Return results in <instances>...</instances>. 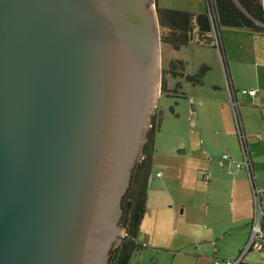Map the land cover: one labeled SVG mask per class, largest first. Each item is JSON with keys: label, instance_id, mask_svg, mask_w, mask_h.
I'll return each instance as SVG.
<instances>
[{"label": "water", "instance_id": "obj_1", "mask_svg": "<svg viewBox=\"0 0 264 264\" xmlns=\"http://www.w3.org/2000/svg\"><path fill=\"white\" fill-rule=\"evenodd\" d=\"M155 0H0V264H110L161 86Z\"/></svg>", "mask_w": 264, "mask_h": 264}, {"label": "rangeland", "instance_id": "obj_2", "mask_svg": "<svg viewBox=\"0 0 264 264\" xmlns=\"http://www.w3.org/2000/svg\"><path fill=\"white\" fill-rule=\"evenodd\" d=\"M158 3L161 7L189 10L194 13L205 12L208 7V0H158ZM164 33L165 31L160 28L161 38ZM215 45L216 47L209 46L195 35L187 47L175 53L161 40L160 95L150 117L133 178L142 165L148 166L150 163L146 186L149 201L145 223L156 221V230L159 231L157 241L168 246L156 251L150 238L142 233L136 241L138 244L146 242L149 247L135 250L130 260L131 264L190 262L185 261L184 255L175 252L185 244L180 241V234L174 236L172 233L175 226L173 211L178 210L180 213L177 221L180 229L193 233L200 239H208L209 232L202 226L209 224L211 227L217 219L231 214L234 210L227 185L222 188L211 182L202 181L201 157L204 155L205 147L215 146L213 145L215 140H219L216 155L217 152H221L228 135L230 141L233 140L231 135L236 139L241 153L228 89L229 79L222 59V46L230 78L237 82V87L241 91L243 88L249 89V82L264 83V36L254 35L245 29L240 31L225 29L220 34L215 33ZM172 60L183 63L177 68L178 71L184 72L183 76L165 74ZM187 76H198V79L190 81ZM165 79L168 94L162 91ZM219 83L221 89L213 90L219 88ZM248 98L251 97L242 95L239 98L240 113L245 117L246 112L247 118L258 120L256 113H249L248 110L244 112L241 108L242 100ZM158 122L160 127L156 132L153 151L150 153L147 149L148 137ZM131 189H135L134 179ZM129 203L128 195L126 223L129 219ZM184 205L187 208L182 214ZM126 223L123 239L126 236ZM167 226L171 228L169 232L164 231ZM227 241L228 238L225 240L222 238L215 243L207 241L199 243L197 240L188 249L194 251L199 247L198 250L211 252L216 245L224 251L228 248ZM154 258H158L159 262L156 263ZM262 258V253L251 252L246 256L245 262L259 264Z\"/></svg>", "mask_w": 264, "mask_h": 264}, {"label": "crops", "instance_id": "obj_3", "mask_svg": "<svg viewBox=\"0 0 264 264\" xmlns=\"http://www.w3.org/2000/svg\"><path fill=\"white\" fill-rule=\"evenodd\" d=\"M221 39L223 40V34H221ZM230 82L232 87L237 92L236 99L239 102V98L243 94L238 89L237 82L233 80V78H230ZM218 86L219 88H213V90H220L221 84L219 83ZM248 86L249 89H256L258 93L255 97L250 96L252 99L248 98L242 100L241 108H243L244 112L248 110L249 113H256L258 120L247 118L246 112L245 117L243 113L241 114V117L243 121L244 132L247 137V151L254 166L256 181L257 184L262 189H264V83L249 82ZM259 136H261V138H259ZM231 137L233 140L230 141V136L228 135L226 144L224 145L221 152H217V155L215 152L218 149L219 140H215L214 143L212 142L215 146L205 147L204 155L201 157L202 164L200 167V173L201 179L204 173L209 174L211 178L210 182L215 184L217 187L223 188L227 185V190L231 197V204L234 206L233 212L231 214L229 213L230 215L227 214L226 216H222V218L220 217L221 219L219 220L217 219V221L214 222L211 227H209V224H204L202 228L209 232L207 237L208 239H200L195 234L188 231L186 232L185 230L179 228L177 221L179 219L180 213L178 210L173 211L172 217L174 218L173 221L175 222V226H173L172 233L174 236L180 234V241L185 244L181 245V247L176 249L175 252L177 254L184 255L186 262L190 260V262L187 264H222L224 260L235 259L237 256L239 257L248 243L251 221L253 218V195L247 172L244 170H235L233 174H228L226 169L222 168L218 164V160L225 153H229L235 161H240L243 158L242 149L240 153L236 139L233 137V135H231ZM149 166L150 163L148 166L142 165L137 174L140 173L143 168H149ZM148 201L149 200L147 196V208ZM262 204L264 207V192L262 193ZM184 206L185 208L181 212L182 214L186 212L187 207L186 205ZM146 217L147 213L140 226L138 236L143 233L145 237H149L150 241L153 243V248L156 251L166 248L164 246L168 245H165L164 242L162 244L161 242L157 241V233H159V231L156 230L157 222L152 221L150 224H146ZM170 230L171 228H168V226L164 229L165 232H169ZM222 238L223 240L228 238L226 244V247L228 248L224 251H222L216 245L214 250L211 252L204 251L203 249L198 250L199 247H197V249L194 251L188 249L189 246L193 245L197 240L199 243L206 241L209 243H215L221 241ZM141 245L144 249L149 247V245H146V242L141 243ZM154 260L156 263L159 262L158 258H154ZM129 264L131 263L129 262Z\"/></svg>", "mask_w": 264, "mask_h": 264}, {"label": "trees", "instance_id": "obj_4", "mask_svg": "<svg viewBox=\"0 0 264 264\" xmlns=\"http://www.w3.org/2000/svg\"><path fill=\"white\" fill-rule=\"evenodd\" d=\"M156 10L161 28L165 31L162 35V42L171 47L177 53L187 47L197 35L204 43L216 47L215 33H221L228 29L232 31L248 30L254 35L264 36V0H208V7L205 12L194 13L182 9L161 7L156 1ZM222 59L230 80V73L222 46ZM183 65L181 61L172 60L165 74L183 76L184 72L177 68ZM190 81H195L198 76H187ZM202 82L201 80H198ZM162 91L168 94L166 79L163 80ZM160 127L158 122L153 127L148 137L147 149L152 152L156 132ZM149 168H143L134 179L135 189L129 192V219L126 223V236L117 246L116 255L111 264H129L135 250L142 248L136 239L142 221L147 213V180ZM240 264H251L241 262ZM259 264H263L260 262Z\"/></svg>", "mask_w": 264, "mask_h": 264}, {"label": "built area", "instance_id": "obj_5", "mask_svg": "<svg viewBox=\"0 0 264 264\" xmlns=\"http://www.w3.org/2000/svg\"><path fill=\"white\" fill-rule=\"evenodd\" d=\"M228 89L235 116L237 137L241 145L243 158L240 161H235L229 153H225L218 162L220 166L226 169L228 174H233L235 170H245L247 172L253 195V218L251 221L249 240L244 251L238 258L224 260L222 264H240L251 252L262 253L263 258L261 259V262L264 264V207L262 204V193L264 192V189H262L256 181L254 166L247 151V137L244 132L240 113V103L236 99L237 92L232 87L230 80H228ZM240 92L243 95H249L252 97H255L258 93L256 89H244ZM259 138H261V136H259ZM202 180L205 183H209L211 178L209 174L204 173Z\"/></svg>", "mask_w": 264, "mask_h": 264}, {"label": "flooded vegetation", "instance_id": "obj_6", "mask_svg": "<svg viewBox=\"0 0 264 264\" xmlns=\"http://www.w3.org/2000/svg\"><path fill=\"white\" fill-rule=\"evenodd\" d=\"M136 175H137V174H136ZM134 179H135V178H134ZM116 252H117V247L114 248V250H113L111 261H112L113 257L116 255ZM110 264H111V262H110Z\"/></svg>", "mask_w": 264, "mask_h": 264}]
</instances>
